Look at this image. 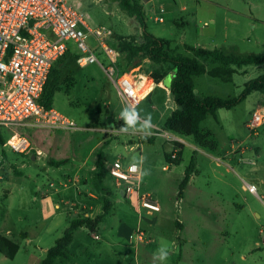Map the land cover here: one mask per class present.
I'll use <instances>...</instances> for the list:
<instances>
[{
	"label": "rangeland",
	"instance_id": "rangeland-1",
	"mask_svg": "<svg viewBox=\"0 0 264 264\" xmlns=\"http://www.w3.org/2000/svg\"><path fill=\"white\" fill-rule=\"evenodd\" d=\"M132 1L142 7L146 31L168 42L166 51L170 55L194 58L189 47L217 49L227 56L264 54V25L258 23L264 20V0ZM69 5L88 16L91 29L111 31L105 40L111 47L118 46L117 37L141 35L138 22L126 16L114 0H69ZM227 9L244 16L228 15L235 23L224 22ZM212 18L213 24L209 22ZM85 34L88 46L98 50L92 35L87 31ZM79 56L72 46L55 65L59 76L51 109L80 130L0 128V234L4 236L10 230L9 238L19 246L12 260L0 254V264H40L45 250L62 236L66 226L55 218L52 223L40 220V197L33 201L37 186L47 179L54 184L51 190L58 193L71 196L76 186L81 190L78 199L86 208L78 205L76 213L66 219L85 217L86 213L95 218L105 212L95 232L84 227L76 229L66 257L57 258L53 264H153V253L161 246L169 252L163 264H264V119L261 125L250 128L253 112L264 114L260 95L252 92L234 108L220 109L215 117L208 115L201 122V131L212 134V149L196 144L191 137L163 130L173 102L158 88L136 106L142 116L151 115V134H125L119 130L123 124L120 112L125 105L114 84L99 65L80 67L76 62ZM99 61L105 65L102 54ZM204 61L201 59L208 70L216 66ZM148 64L134 74L143 76ZM231 69L234 73L228 81L206 75L196 79L199 95L234 98L246 82L264 74V64ZM14 132L29 139L30 154L18 155L3 146ZM180 145L182 150L177 156ZM173 150L177 151V164L167 162L173 161ZM99 155L104 166L100 178L95 162ZM192 156L194 173L179 194V184ZM133 157H146L142 167L150 170V175L141 179L140 193L150 195L160 207L158 213L147 215L141 210L139 217L134 199L122 198L107 173L112 161L130 164ZM53 160L65 161L63 166L68 168L64 174L70 179L63 182L55 175L54 181L53 174L45 172ZM75 166L79 167L76 179L72 173ZM247 185H253L255 192H249ZM18 187L23 189V204L17 197ZM62 199L71 202L65 195ZM105 201L107 210L103 208ZM68 208L65 205L61 211ZM137 227L145 233L144 241L129 243ZM32 232L35 235L27 242L24 235Z\"/></svg>",
	"mask_w": 264,
	"mask_h": 264
},
{
	"label": "built area",
	"instance_id": "built-area-1",
	"mask_svg": "<svg viewBox=\"0 0 264 264\" xmlns=\"http://www.w3.org/2000/svg\"><path fill=\"white\" fill-rule=\"evenodd\" d=\"M85 31L92 35L98 50L88 46ZM110 36L111 31L107 29H91L88 16L78 7L69 5V0H0V128L80 130L71 120L53 109H44L39 102L51 69L72 46L79 52L76 62L80 67L99 65L114 84L123 104L136 107L152 91L139 97L141 82L149 78L144 74L136 76L134 72L138 68L121 72V51L105 43ZM100 54L105 65L100 64ZM263 119L264 114L253 112L250 128L261 125ZM3 146L18 155H28L32 150L29 139L17 132L12 133ZM176 152L173 150L171 159H175ZM38 154L36 151L35 155ZM131 164L112 161L107 173L122 198L134 199L139 217L141 210L147 215L158 213L160 207L150 195L140 193L142 178L130 170ZM246 189L255 192L253 185H247ZM144 235L137 227L128 242L140 244Z\"/></svg>",
	"mask_w": 264,
	"mask_h": 264
},
{
	"label": "trees",
	"instance_id": "trees-1",
	"mask_svg": "<svg viewBox=\"0 0 264 264\" xmlns=\"http://www.w3.org/2000/svg\"><path fill=\"white\" fill-rule=\"evenodd\" d=\"M117 2L119 9L126 16L133 18L138 22L141 28V35L137 37H117L118 48L121 51L119 68L121 72H127L133 69H141L146 63L148 67L143 70L144 75L159 85L167 74L172 75L169 94L175 106L169 116L165 119L163 130L184 136L191 137L193 141L205 148L212 149L209 141L212 134L202 132L200 129L201 122L208 116L215 117V113L220 110H230L241 103L252 92L260 95L259 103L264 107V74L246 82L239 96L234 98H218L209 95H197L193 88V77L207 75L211 78H218L221 81H228L234 73L232 67L240 68L241 66H259L264 64V54L227 56L220 50H204L188 48L194 58H187L181 55H170L166 51L168 42L164 39L155 38L146 31L144 14L142 7L132 0H114ZM69 53L66 52L65 55ZM198 59L208 60L210 63L219 64L211 70H206L205 65ZM60 59L56 62V64ZM205 62V61H204ZM55 64V65H56ZM51 69L43 94L44 99L39 100L44 109H51L56 85L58 81V72ZM152 142V139H148ZM5 143V142H4ZM182 146H179L177 156H179ZM34 153V152H33ZM170 160V159H169ZM175 160V161H174ZM96 167L99 171L98 178L102 176L103 168L102 157L98 156ZM168 163L177 164V159L167 161ZM65 161H49L53 166L63 165ZM188 167L185 169L183 180L179 184V194L187 186L190 175L194 173L195 159L192 156ZM109 207L104 202V210ZM105 212L91 219L89 217H79L70 221L68 227L62 236L55 240L53 246L46 251L45 257L40 264H53L57 258L66 257L67 247L72 242L73 232L78 228H86L90 233L95 232ZM19 250L17 243L0 234V254L5 258L12 260Z\"/></svg>",
	"mask_w": 264,
	"mask_h": 264
},
{
	"label": "crops",
	"instance_id": "crops-1",
	"mask_svg": "<svg viewBox=\"0 0 264 264\" xmlns=\"http://www.w3.org/2000/svg\"><path fill=\"white\" fill-rule=\"evenodd\" d=\"M79 5V4H78ZM228 15H230V16H244V14H242L241 12H237V11H233V10H230V9H227L226 11H225V13H224V17H222L223 18V21L224 22H227V23H229V24H231V23H235V21L234 20H232V18H230V16L229 17H227ZM256 22L258 21V20H255ZM209 22L210 23H214V18H212V19H210L209 20ZM250 23V22H249ZM259 24H262V25H264V20H262V21H260V22H258ZM252 27H255V25H251ZM257 26V25H256ZM198 61L201 63V60L200 59H198ZM210 65H216V66H214V67H217L218 66V64H216V63H210ZM205 69L208 71V69H207V67H205ZM206 75V74H205ZM205 75H201V76H196V77H193L192 78V80H193V88H194V92H195V94H197V95H199V92H198V90H197V88H196V79H199V80H201V78H203V76H205ZM207 76V75H206ZM209 77V76H208ZM150 81V80H149ZM143 83V82H142ZM152 83V82H151ZM142 85V84H141ZM156 89V88H158L159 90H161V91H163V92H165L168 96H170V94H169V91H166V90H164V88H162L161 87V84H159V85H155L154 83L152 84V89ZM151 89V90H152ZM171 98V97H170ZM172 100V99H171ZM173 102V101H172ZM174 108H175V106H174V104H173V108L171 109V111H173L174 110ZM264 108V107H263ZM174 134V133H173ZM177 135V134H176ZM53 161H55V160H53ZM50 166L48 167L49 169L47 170V169H45V172H47V173H52L53 175H52V179L54 180L55 179V175H59L60 177H62L61 178V180H64L63 182H65V180H68V179H70V177H66V175L64 174V171L68 168L67 166H63V165H60V166H57V168H55V166H53V165H51V164H49ZM51 168H53V169H51ZM65 168V169H64ZM78 166H75V168H74V171L72 172L75 176H74V178L76 179V177H78L79 175H78ZM50 178V179H51ZM75 179H74V181H75ZM55 181V180H54ZM47 184H49V185H51L52 184V186L50 187L49 185H47ZM58 185H60V183H58ZM76 185V184H75ZM44 186V187H43ZM52 187H54V184H53V182H51V180H49V179H47V182L45 183V184H43L42 186H37V188H36V196L35 197H33V201L35 200H37L38 199V197H40V202L38 203V206H37V209H38V215H39V217H40V220H42V221H44V222H48L49 223V221H50V223H52V220H53V218H55L56 220H58L59 222H60V224L61 225H63V227L64 226H66V228L68 227V225H69V223H70V221L71 220H73V218L71 217L70 219H66V217L68 216V215H70V214H75L76 213V211H74L75 209V207H77L78 205L82 208V209H84V208H86V205H85V203H84V201L83 200H81V199H78L79 197H78V194L80 195L81 194V190L79 191L77 188H79L78 186H76L75 187V189H74V191L72 190L71 191V196H68V193H58L56 190H51L52 189ZM18 188H20V192L18 193V198L20 199L19 201H20V203L21 204H23V189L21 188V187H18ZM117 188V187H116ZM13 190V189H12ZM118 192L120 193V191H119V189H118ZM9 195L10 196H12L13 195V193L10 191L9 192ZM65 195V198H70V200H71V202H69L68 200L66 201H64L63 199H62V197ZM120 195H121V193H120ZM90 197H92V195L90 194L89 195ZM80 197H81V195H80ZM78 199V200H77ZM37 202V201H36ZM65 205H69V208H68V211H65V212H62L61 211V209L63 208V207H65ZM73 216V215H72ZM85 217H89V218H91V219H93L92 218V216L88 213H86L85 214ZM74 219H76V218H74ZM58 221H56V223L58 222ZM49 225V224H48ZM66 228L64 229V231L66 230ZM44 229L46 230L47 229V227H44ZM63 231V232H64ZM10 233V230H6L5 231V234H4V236L5 237H7L8 239H10L11 240V238H9V236H8V234ZM35 235V232H32V234H30V233H26L25 235H24V237H25V240L27 241V242H29V241H31L30 240V238L32 237V236H34ZM60 238V237H59ZM58 239V238H57ZM48 250V249H47ZM45 253H46V250H45Z\"/></svg>",
	"mask_w": 264,
	"mask_h": 264
},
{
	"label": "clouds",
	"instance_id": "clouds-1",
	"mask_svg": "<svg viewBox=\"0 0 264 264\" xmlns=\"http://www.w3.org/2000/svg\"><path fill=\"white\" fill-rule=\"evenodd\" d=\"M120 119L123 121L120 126V132L122 133H141L145 136L151 134L153 128V121L151 115H141V112L135 106H125L120 112ZM146 157H140L137 159L133 157V163L130 166V170L134 173H138L140 178L150 175V170L143 169V163ZM169 252L165 246L157 248L153 253V264L157 261L163 264L167 260Z\"/></svg>",
	"mask_w": 264,
	"mask_h": 264
},
{
	"label": "bare ground",
	"instance_id": "bare-ground-1",
	"mask_svg": "<svg viewBox=\"0 0 264 264\" xmlns=\"http://www.w3.org/2000/svg\"><path fill=\"white\" fill-rule=\"evenodd\" d=\"M143 82V83H142ZM140 84V92H139V97L142 98L144 97L148 92L151 91L152 89V83L148 79H143V81Z\"/></svg>",
	"mask_w": 264,
	"mask_h": 264
},
{
	"label": "water",
	"instance_id": "water-1",
	"mask_svg": "<svg viewBox=\"0 0 264 264\" xmlns=\"http://www.w3.org/2000/svg\"><path fill=\"white\" fill-rule=\"evenodd\" d=\"M171 82H172V75L169 73L163 78L160 84L164 88V90L169 91L168 89H170Z\"/></svg>",
	"mask_w": 264,
	"mask_h": 264
}]
</instances>
